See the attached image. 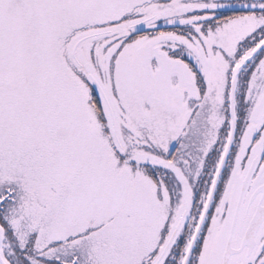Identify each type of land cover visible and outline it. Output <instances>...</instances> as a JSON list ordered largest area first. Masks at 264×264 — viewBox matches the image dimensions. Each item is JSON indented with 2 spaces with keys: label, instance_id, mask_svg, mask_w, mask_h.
<instances>
[{
  "label": "snow or ice",
  "instance_id": "obj_1",
  "mask_svg": "<svg viewBox=\"0 0 264 264\" xmlns=\"http://www.w3.org/2000/svg\"><path fill=\"white\" fill-rule=\"evenodd\" d=\"M0 264H264V0H0Z\"/></svg>",
  "mask_w": 264,
  "mask_h": 264
}]
</instances>
